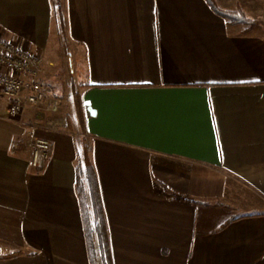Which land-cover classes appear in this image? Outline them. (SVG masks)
<instances>
[{
    "label": "crops",
    "instance_id": "obj_1",
    "mask_svg": "<svg viewBox=\"0 0 264 264\" xmlns=\"http://www.w3.org/2000/svg\"><path fill=\"white\" fill-rule=\"evenodd\" d=\"M214 1L254 24L206 0H60L62 24L54 0H0L1 41L42 58L57 91L67 56L85 113L80 145L44 125L58 113L7 118L0 90V264H91L85 141L114 264H264V0ZM33 134L52 144L42 169Z\"/></svg>",
    "mask_w": 264,
    "mask_h": 264
},
{
    "label": "built area",
    "instance_id": "obj_2",
    "mask_svg": "<svg viewBox=\"0 0 264 264\" xmlns=\"http://www.w3.org/2000/svg\"><path fill=\"white\" fill-rule=\"evenodd\" d=\"M0 67L14 72L13 75L0 72V90L12 100L6 110L7 118L17 121L25 110L34 107L42 108L50 114L59 112L60 99L54 97L53 88L42 80V58L11 43L5 44L0 39ZM44 125L59 130L63 127L59 119H49ZM30 148L32 167L42 169L51 157V142L33 134Z\"/></svg>",
    "mask_w": 264,
    "mask_h": 264
},
{
    "label": "trees",
    "instance_id": "obj_3",
    "mask_svg": "<svg viewBox=\"0 0 264 264\" xmlns=\"http://www.w3.org/2000/svg\"><path fill=\"white\" fill-rule=\"evenodd\" d=\"M54 1L56 5V15L62 24L63 16L60 8V0ZM206 1L216 14L229 20L233 24H254L238 13L220 9L214 0ZM74 99L78 119L83 130H85L84 102L79 92L76 91L74 93ZM79 156L80 164L78 167L77 185L91 264H114L99 178L90 156V147L87 144H84ZM165 189L168 193H172L167 187H165ZM9 257H0V259H6Z\"/></svg>",
    "mask_w": 264,
    "mask_h": 264
},
{
    "label": "rangeland",
    "instance_id": "obj_4",
    "mask_svg": "<svg viewBox=\"0 0 264 264\" xmlns=\"http://www.w3.org/2000/svg\"><path fill=\"white\" fill-rule=\"evenodd\" d=\"M63 32L65 33L64 28ZM51 60L54 63V70H52L50 73L48 72L47 76L50 80L58 79L57 81L60 83V90L58 89L59 91H57L52 83L48 84L53 88L54 97L60 99L61 101V107L59 109L58 115H60L59 120L62 122V129L72 130L74 128L78 141H80L79 144L81 145V141L84 136H82V126L78 119L74 99V93L77 91L76 88H78L79 85H77L76 77L70 70V61L67 56L61 57L60 53V56L56 55V58H52ZM84 144H87L86 141ZM84 144L82 145L81 150Z\"/></svg>",
    "mask_w": 264,
    "mask_h": 264
}]
</instances>
